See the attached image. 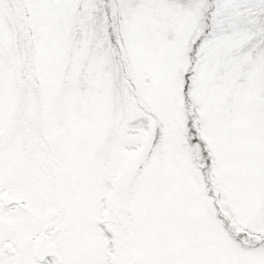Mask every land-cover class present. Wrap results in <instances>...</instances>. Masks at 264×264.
<instances>
[{"label": "snow or ice", "instance_id": "obj_1", "mask_svg": "<svg viewBox=\"0 0 264 264\" xmlns=\"http://www.w3.org/2000/svg\"><path fill=\"white\" fill-rule=\"evenodd\" d=\"M0 264H264V0H0Z\"/></svg>", "mask_w": 264, "mask_h": 264}]
</instances>
